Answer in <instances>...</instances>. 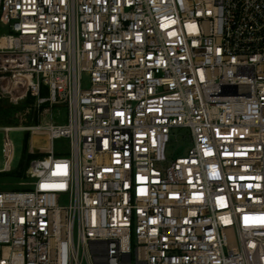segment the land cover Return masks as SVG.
Segmentation results:
<instances>
[{
  "label": "built area",
  "instance_id": "1",
  "mask_svg": "<svg viewBox=\"0 0 264 264\" xmlns=\"http://www.w3.org/2000/svg\"><path fill=\"white\" fill-rule=\"evenodd\" d=\"M29 95L0 264H264V0H0V98Z\"/></svg>",
  "mask_w": 264,
  "mask_h": 264
},
{
  "label": "rangeland",
  "instance_id": "2",
  "mask_svg": "<svg viewBox=\"0 0 264 264\" xmlns=\"http://www.w3.org/2000/svg\"><path fill=\"white\" fill-rule=\"evenodd\" d=\"M28 98V97H27ZM26 99L19 102L12 101L8 97L0 98V127L3 126H31L38 123L39 119L44 120L45 115H41L40 118L35 108V99L32 102H28ZM55 119L60 122L65 121V110L58 111L55 109ZM60 113V115H58ZM51 120L50 115L47 117ZM27 131L23 129H12L9 132V136L14 144V157L11 162V167L14 171L3 172L0 170V190H22L25 187L20 186L19 183L23 181V175L18 176L13 173L17 172L24 160L25 148H26V136ZM186 130L183 128L174 129L172 131L171 143L169 144L167 154L171 157H176L187 152V141L184 139ZM5 132L0 129V169L5 165V156L3 152ZM49 145L48 139L45 134H33L29 137L28 149L33 148L36 153L32 156H42L41 152L43 146ZM56 153L67 155L70 151V142L67 138H58L54 142Z\"/></svg>",
  "mask_w": 264,
  "mask_h": 264
},
{
  "label": "trees",
  "instance_id": "3",
  "mask_svg": "<svg viewBox=\"0 0 264 264\" xmlns=\"http://www.w3.org/2000/svg\"><path fill=\"white\" fill-rule=\"evenodd\" d=\"M43 94L45 95L46 91H43ZM33 100H34V97L29 95L28 98H27V101L28 102H32ZM29 137H30V133L28 132L27 136H26V148H25L24 160L22 162V165H21L20 169L17 172L13 173V174L18 175V176H22L23 175L24 170L26 169V167L29 164V161L32 159V156L34 155V154H29L28 153L29 149H28L27 145H28V142H29Z\"/></svg>",
  "mask_w": 264,
  "mask_h": 264
},
{
  "label": "crops",
  "instance_id": "4",
  "mask_svg": "<svg viewBox=\"0 0 264 264\" xmlns=\"http://www.w3.org/2000/svg\"><path fill=\"white\" fill-rule=\"evenodd\" d=\"M36 134H39V133H36ZM46 137H47V136H46ZM46 148H47V146H43V149H46ZM43 149H42V150H43Z\"/></svg>",
  "mask_w": 264,
  "mask_h": 264
}]
</instances>
